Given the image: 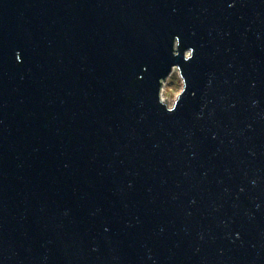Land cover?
<instances>
[{
	"label": "water",
	"instance_id": "water-1",
	"mask_svg": "<svg viewBox=\"0 0 264 264\" xmlns=\"http://www.w3.org/2000/svg\"><path fill=\"white\" fill-rule=\"evenodd\" d=\"M0 264H264V0H0Z\"/></svg>",
	"mask_w": 264,
	"mask_h": 264
},
{
	"label": "rangeland",
	"instance_id": "rangeland-1",
	"mask_svg": "<svg viewBox=\"0 0 264 264\" xmlns=\"http://www.w3.org/2000/svg\"><path fill=\"white\" fill-rule=\"evenodd\" d=\"M183 88V81L179 76L177 70H175L170 77L166 80L163 90H162V97L166 101L168 98V105L173 106L177 96L181 92ZM169 95V97H168Z\"/></svg>",
	"mask_w": 264,
	"mask_h": 264
}]
</instances>
